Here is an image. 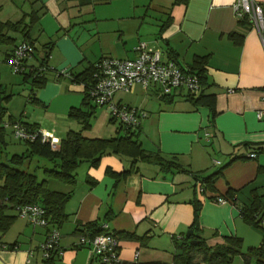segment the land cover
<instances>
[{
	"label": "crops",
	"instance_id": "obj_1",
	"mask_svg": "<svg viewBox=\"0 0 264 264\" xmlns=\"http://www.w3.org/2000/svg\"><path fill=\"white\" fill-rule=\"evenodd\" d=\"M10 1L16 11L0 22H32L29 37L34 52L26 62V72L39 65L45 52L48 71L54 68L79 73L103 57L133 59L135 48L143 43L147 51L158 50L162 60H172L186 70L195 59L206 58L208 87L204 94L211 96L215 115L209 126V109L193 107L184 90L165 99L140 85L129 92L115 93V103L147 113L136 136L141 147L174 161L187 173L175 168L162 171L140 162L135 173L116 182L107 170L120 173L129 167L126 163L129 165L130 160L103 156L96 168L87 164L80 180L70 188L52 182L50 190L72 193L64 208L67 220L61 226L33 227L17 217L0 234V242L5 245L0 250V264H46L38 248L53 228L60 234V254L51 264H98L89 250L77 244L82 234L78 229L93 221L107 224L118 236L116 264H173L175 241H181L194 226L208 245L221 243L227 236L240 238L242 247L248 242L247 249L259 245L261 231L242 221L240 208L249 205L253 194H257L264 214V120L257 117L264 108V32L260 38L245 20L235 16L236 0H188L184 5H173V0H24L29 4L27 12ZM254 1L264 4V0ZM2 8L1 2L0 13ZM83 15L85 19H81ZM232 34L235 36L230 37ZM21 42L19 36L5 54V61ZM55 75L58 88L54 97L62 98V111L81 107L85 86L72 83L68 75ZM62 82L68 87L64 88ZM69 88L74 93L69 94ZM142 90L154 99H138ZM54 97L36 99L50 104ZM108 117L106 110L102 112L101 123H114ZM74 126L70 124L69 131H74ZM202 130L205 140L201 138ZM54 132L57 135L52 137L59 142L63 135L57 129ZM83 136L112 138L96 132ZM206 144L217 152L225 151L226 159L212 162L218 169L210 167ZM252 153L255 156L250 158ZM219 169L222 172L213 189L202 187L200 191L199 183L192 180L191 174L208 175ZM228 188L236 190V202L219 204L216 197ZM194 201L201 206L196 223ZM246 251L241 248L242 253ZM243 260L241 255L236 256L231 264H247Z\"/></svg>",
	"mask_w": 264,
	"mask_h": 264
},
{
	"label": "trees",
	"instance_id": "obj_2",
	"mask_svg": "<svg viewBox=\"0 0 264 264\" xmlns=\"http://www.w3.org/2000/svg\"><path fill=\"white\" fill-rule=\"evenodd\" d=\"M187 1L188 0H173V5H184ZM170 18L171 17H169V20ZM31 25V21L26 24L23 19L15 23L0 22V46H14L15 38L11 37L9 35L10 33L19 35L23 43L33 46L30 43L29 37ZM234 36L233 34L230 35V37ZM47 58L48 52H45L37 67H29L27 73L25 71L21 73L24 75V79L32 78V88L28 97L36 103L37 99L35 93L38 89L42 88L47 81L45 77V73L49 69L46 64ZM98 61L92 63L79 73L67 72L69 73L68 78L72 83L83 84L85 86V95L81 107L72 108L68 112V117L76 120L80 124V130L67 131L65 136L60 139L58 147L55 150L51 148L49 143L41 142L40 137H38L32 142L23 141L29 147L25 153L19 155L13 154L9 158H6L5 162L0 159V234L5 233L13 221L18 217L16 208L26 205H39L45 210V218L48 220L49 225L61 226L67 220L64 208L71 193L50 190L47 185L48 180L45 178H51L72 186L76 182L75 171L79 165L87 163L90 168H96L101 158L106 155H114L130 160L129 167L120 173L107 170V174L112 176L116 182L126 178L133 172L135 173L137 171V164L140 162L158 166L162 171L175 168L179 172L187 173L174 161L164 160L159 153L146 152L136 140L137 133L125 130L121 128L120 125L117 126L116 136L109 139H88L83 136L82 132L89 127L90 118L94 114L96 108L91 103L87 90L92 84L95 64ZM205 65L206 58H197L187 70L198 77L200 89L197 94L187 93L185 98L193 107L205 106L209 109L210 117L208 121L209 126H211L213 124L215 110L211 96L204 94L208 87L204 70ZM57 75L61 76L60 74ZM7 98L8 95L5 94L0 84V101L3 99L6 100ZM4 115L5 108L1 107L0 103V142H2L5 133V128L3 127ZM9 122H19L25 130L30 133L39 131L36 124L23 122L21 119L9 120ZM120 133H122V135H120ZM34 156L51 163L50 168L43 169L45 178L41 180H38L34 173H30L23 168L26 162H29ZM235 159L237 158H232L231 161ZM221 172L222 169H219L208 175L191 174V177L193 182L199 183L200 188L213 189L214 183ZM235 194L236 190L228 188L225 194L219 197L226 199L227 202L235 203ZM193 206L194 223H196L201 207L200 202L194 201ZM262 213V204L257 194H253L249 205L240 208V217L242 221L248 226L260 230L262 234L259 245L248 248L246 253L241 252L242 240L240 238L236 236H227L223 237L221 243L208 245L206 241L196 233L195 230H197V228L194 226L190 228V230L193 231L190 238L182 237L181 241H175L176 253L174 254L173 264H231L233 258L240 255L247 264H249L250 261H253L254 264H264V214L262 215ZM78 231L95 235L102 230L100 228V223L93 221L84 224ZM192 240L196 241V243L191 244L190 241ZM53 260L54 258L45 263L51 264Z\"/></svg>",
	"mask_w": 264,
	"mask_h": 264
},
{
	"label": "built area",
	"instance_id": "obj_3",
	"mask_svg": "<svg viewBox=\"0 0 264 264\" xmlns=\"http://www.w3.org/2000/svg\"><path fill=\"white\" fill-rule=\"evenodd\" d=\"M233 11L239 20H245L262 38L264 32V4L254 0H236ZM136 56L133 59H115L103 57L95 64L92 84L87 90L91 103L96 107L104 108L114 123L130 132H136L147 113L120 103L114 102L117 92H129L134 85H140L143 89L154 90L160 97H171L179 90L186 94H197L200 89L198 77L186 69L181 68L172 60H162L160 51H147L143 43L135 48ZM34 49L26 43L18 44L7 58V63L13 72L21 74L26 72L25 62L33 56ZM57 74L68 75L66 71ZM257 117L264 120V108L257 112ZM3 127L11 128L13 136L17 140L32 142L40 137L41 142L49 143L53 150L57 149L58 141L48 137L41 131L30 133L19 123H5ZM255 155L249 154L250 158ZM200 191H203L202 188ZM219 204L227 203L224 198L217 197ZM17 216L24 219L33 227L47 228L48 220L45 218V210L39 205H26L16 208ZM101 232L90 234L84 232L77 238V244L81 248L89 250L92 258L98 264H116L119 262V239L108 228L107 224L100 225ZM59 231L55 228L47 232L45 240L39 245L44 262L59 255L58 240ZM5 245L0 242V250ZM137 257V253H136ZM201 264V263H199Z\"/></svg>",
	"mask_w": 264,
	"mask_h": 264
},
{
	"label": "rangeland",
	"instance_id": "obj_4",
	"mask_svg": "<svg viewBox=\"0 0 264 264\" xmlns=\"http://www.w3.org/2000/svg\"><path fill=\"white\" fill-rule=\"evenodd\" d=\"M20 10L23 12H27L29 9L28 2H25L24 0H12ZM3 3V11L0 13V19L9 18L11 17V12L13 13L16 11L15 7H12L10 0H0V3ZM153 16L151 13L149 14ZM139 17V14H138ZM155 17V16H153ZM86 15H83L81 19H85ZM138 21L139 18H138ZM139 24V22H138ZM83 33L82 30L79 29V33ZM86 32V31H85ZM12 37L15 38V42L18 41L19 35L12 34ZM11 46H0V84L2 85L4 92L6 95H8V98L6 100L0 101L1 107L5 108V115L3 117V124L8 123L9 120L13 119H19L20 117L24 118V120L29 121L30 124H36L41 128V132L46 134L48 137H55V130L61 131L62 137L65 136L66 132L69 131V125L75 124L74 131L80 130V124L74 120L70 119L68 117V112L62 111L61 107V97H54V94L57 91V83L54 81L55 73L60 72L61 70L52 68L49 71H46V78L49 80L48 84L44 88H40L36 91L35 95L40 100H48L50 97H54L50 104L39 103V102H33L29 99V92L32 88V78H27V80H24V75L13 72L11 66L9 63L5 61V54L10 49ZM37 50H40V45H36ZM55 71H54V70ZM28 72V70H27ZM26 72V73H27ZM65 82V81H64ZM62 82V83H64ZM66 83V82H65ZM64 83V88L68 87V83ZM69 94L74 93L69 88ZM150 92H146L144 90L141 91V93H138V99H149L152 100L154 98H151L148 94ZM128 98H133V95H129ZM132 107V106H131ZM134 108V107H132ZM105 110L101 107L95 108L94 114L90 118V124L87 129H85L82 134L84 133H100L102 137L109 138L114 137L115 131L117 129V123H110L109 120H106L101 123V114ZM109 118V117H108ZM58 125V126H57ZM202 136L203 140H205L204 135L205 131L202 130ZM13 133H11V128L8 127L5 130L4 138L2 142H0V159L2 161H6V158H9L13 153L22 154L25 153L28 150V145L25 143L19 142L15 137L13 138ZM208 153L211 155V166L212 169L219 168L217 165L213 166V160L217 161H223V159H226L227 156H225V151L217 152V150L211 149V146L206 144ZM19 149L18 152L15 150ZM4 155H6V158H4ZM225 161V160H224ZM127 167L129 166L128 163H126ZM87 166V163H82L79 165V167L75 171V178L76 182L80 180L82 174L85 171V167ZM51 163L48 161L34 156L29 162H26V164L23 166V168L30 172L34 173L38 180H41L42 178H45V175L43 173L44 168H50ZM48 188L52 186V182H59L54 179H48ZM61 182H59L60 184ZM64 184V183H61ZM66 185V184H65ZM70 188V185H67ZM247 190V189H245ZM261 193V192H260ZM72 195V193H71ZM71 198V196H70ZM69 198V199H70ZM69 201V200H68ZM68 203V202H67ZM263 205H264V199H263ZM19 219H22L18 217ZM246 230V229H245ZM251 231V229H248ZM254 232V231H251ZM243 243V242H242ZM248 243V242H247ZM244 242V245L242 247V251L247 250V244Z\"/></svg>",
	"mask_w": 264,
	"mask_h": 264
},
{
	"label": "water",
	"instance_id": "obj_5",
	"mask_svg": "<svg viewBox=\"0 0 264 264\" xmlns=\"http://www.w3.org/2000/svg\"><path fill=\"white\" fill-rule=\"evenodd\" d=\"M192 234H193V231H192V230H188V231L186 232V234H185V237H186V238H190ZM190 243H191V244H194V243H196V241L192 240V241H190Z\"/></svg>",
	"mask_w": 264,
	"mask_h": 264
}]
</instances>
